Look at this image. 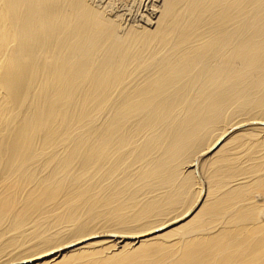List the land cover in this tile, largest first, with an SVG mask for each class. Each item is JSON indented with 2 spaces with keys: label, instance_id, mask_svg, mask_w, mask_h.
I'll use <instances>...</instances> for the list:
<instances>
[{
  "label": "bare ground",
  "instance_id": "bare-ground-1",
  "mask_svg": "<svg viewBox=\"0 0 264 264\" xmlns=\"http://www.w3.org/2000/svg\"><path fill=\"white\" fill-rule=\"evenodd\" d=\"M159 3L0 0V264H264V0Z\"/></svg>",
  "mask_w": 264,
  "mask_h": 264
},
{
  "label": "rangeland",
  "instance_id": "rangeland-1",
  "mask_svg": "<svg viewBox=\"0 0 264 264\" xmlns=\"http://www.w3.org/2000/svg\"><path fill=\"white\" fill-rule=\"evenodd\" d=\"M95 4L110 3L109 13L117 14L121 18V23L125 27L134 25H144L146 17H152V21H156V12H159L160 0L153 2L151 0H93ZM155 2V3H154ZM154 3V4H153ZM157 4V5H155ZM152 5L155 7H152ZM159 5V6H158ZM157 6V7H156ZM152 12H155V14ZM157 12V13H158ZM152 15V16H151ZM143 18V19H142ZM154 19V20H153ZM154 23V22H153ZM104 233H100L103 235ZM122 235V234H118Z\"/></svg>",
  "mask_w": 264,
  "mask_h": 264
}]
</instances>
